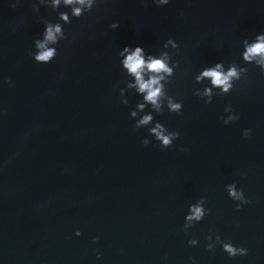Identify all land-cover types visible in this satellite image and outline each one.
<instances>
[{"label":"clouds","instance_id":"9594fccd","mask_svg":"<svg viewBox=\"0 0 264 264\" xmlns=\"http://www.w3.org/2000/svg\"><path fill=\"white\" fill-rule=\"evenodd\" d=\"M97 0H51V3L47 7L58 10L61 4L65 7L70 8L69 12H59V20L64 24L71 23V17L79 18L86 12H90ZM157 6L166 5L169 0H153ZM41 5L45 4V0H39ZM35 11H39L38 8L34 7ZM45 29L42 33L43 39H37L35 41L36 53H31L34 60L38 63H49L57 55V49L55 47H49L48 45H56L60 40L65 39V33L62 23H52L44 21ZM112 29H117L119 27L118 22H114L110 25ZM164 49H179L178 43L169 38L164 44ZM242 59L245 63L255 64L258 66L262 72H264V34H257L251 42L248 39L243 41V51L241 53ZM119 56L122 58L120 63L123 69L127 70V74L135 78L134 83H127V88L135 89L137 93L142 94L143 103H138L136 108L143 111L146 105L150 104L152 109L156 113H161L163 107L166 103L167 108L170 112L180 114L182 112V102H176L171 96L166 92L167 84L171 83L168 81L167 77L173 76V68H177L179 65L173 63V67L169 66L172 61L168 51H161L159 56L146 53L145 49L141 46L136 47H124L120 52ZM248 69L245 67H238L236 64H230L227 71H224L222 63H216L213 67H208L203 69L198 75L195 76V80L200 82L205 78L210 79L211 85L214 88H219L220 92L215 95H225L228 94L233 88L236 81H239L242 77L246 76ZM147 76V78H145ZM164 81V83H162ZM124 88L120 89V95L122 97V103L127 104L128 101L124 97ZM194 95L201 98L206 97L205 102L211 103L214 93L212 88L206 87L201 93L198 89L194 90ZM225 112L230 113L224 120L225 125L230 122L239 119V116L232 112L230 105L225 107ZM132 118L137 116V111L133 110L130 112ZM154 120L152 113L143 115L139 120L136 121L134 125L135 128L139 129L143 126L151 124ZM149 133L155 136V139L160 143L161 148H171L173 146V141L179 139L180 133L170 132L168 129L160 122H155L153 127L148 129ZM251 134L250 129H246L243 133L244 136H249ZM142 143L147 146L149 144L148 139H144ZM187 150V149H183ZM226 190L229 197L234 201H239L240 204L237 205V210H239L240 205L248 204L251 201L248 200L243 193V189H238L235 183L226 185ZM206 198L201 197L194 204L189 207V213L185 217L186 223L184 224V229L187 232L194 223L200 222L204 217L209 214L210 210L205 209L204 205L206 203ZM75 235L80 236L81 233L77 231ZM99 237H94V242L97 241ZM209 243L207 248L211 251L214 250L216 244H220L223 251L226 252L230 257L236 256H246L247 249L243 247H236L231 242L222 241L220 236H216V243H211L213 240L212 236L206 238ZM189 245L195 246L198 241L196 239H190L188 241Z\"/></svg>","mask_w":264,"mask_h":264}]
</instances>
